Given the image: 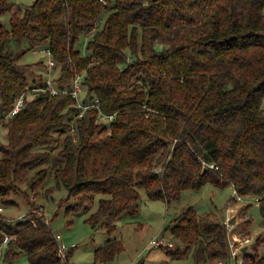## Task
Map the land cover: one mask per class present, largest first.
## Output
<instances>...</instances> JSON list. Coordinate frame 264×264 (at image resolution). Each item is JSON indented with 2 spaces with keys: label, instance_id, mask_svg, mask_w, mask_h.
I'll return each instance as SVG.
<instances>
[{
  "label": "trees",
  "instance_id": "trees-1",
  "mask_svg": "<svg viewBox=\"0 0 264 264\" xmlns=\"http://www.w3.org/2000/svg\"><path fill=\"white\" fill-rule=\"evenodd\" d=\"M6 11L0 205L18 196L29 210L16 222L0 212V244L10 236L2 259L25 254L28 264H60L50 221L29 197L49 170L55 188L66 191L58 202L68 205L66 212L89 210L101 194L85 221L105 224L109 233L113 218L137 214L140 188L149 199L171 202L186 189L230 185L249 200L238 214L255 201L264 223V0H34L25 7L0 0V14ZM88 34L85 51L76 48ZM10 39H25L27 49L12 53L5 46ZM43 46L59 67L54 84L68 93L32 92L18 113L5 117L15 97L45 86L47 64L18 61ZM76 74L86 94L98 99V107L80 116L69 93ZM98 109L113 120L99 124ZM55 133L63 137L54 156L46 148L58 145ZM174 220L171 232L184 245L169 251L174 258L191 253L196 263L231 262L226 226L215 212L197 214L190 206ZM263 245L258 234L243 264H264ZM122 249L120 239L107 238L94 250L93 264Z\"/></svg>",
  "mask_w": 264,
  "mask_h": 264
},
{
  "label": "rangeland",
  "instance_id": "rangeland-1",
  "mask_svg": "<svg viewBox=\"0 0 264 264\" xmlns=\"http://www.w3.org/2000/svg\"><path fill=\"white\" fill-rule=\"evenodd\" d=\"M33 1L9 0V2L21 7L28 6ZM113 2L114 0H111V4ZM9 16V11L0 14V22L6 28L10 26ZM88 37L89 34L81 35L75 47L85 51V43ZM5 46L14 53L19 49H27L28 45L25 39H22L20 43L10 39L5 43ZM44 48L43 46L36 49H28L18 61L20 63H36L41 60L47 64L49 56L44 51ZM53 70V75L56 76L59 72V67L57 66ZM36 71L45 73V70L43 71V68L40 67L36 68ZM70 133L75 139V130L71 129ZM55 136L60 139L58 145L46 148L54 156L57 155L61 147V139L63 137L56 133ZM1 139L3 141L6 140L4 133L1 134ZM20 185L25 189H29L26 182H21ZM139 193L137 214L124 212L113 218L111 222L115 224V229L110 233L107 231L105 224L94 228L85 221L86 216L96 208L101 194L94 195L92 206L87 211L66 212L67 204L59 208L58 202L65 196L66 191L64 188H55L51 170H49L46 179L39 188L29 191V197L37 208V213L44 215L46 221H50L53 233L60 234L68 247L72 244L76 245L68 256V260H64L66 264L95 263L94 250L109 237L120 239L123 249L105 264H205L196 263L191 253L183 258H174L169 252L176 250L178 247H184L173 236L171 226L175 222V217L190 206L197 214L213 211L216 213V217L222 221L228 215L233 222L234 233L239 237H243L245 232L248 233L246 236H251V238L258 234L264 236V223L262 222L258 204L251 200L250 209L245 215L240 216L238 214L239 209L249 200L245 202L235 201L229 204L234 195L230 185L218 188L205 184L198 190L186 189L181 192L177 200H172L171 202L161 199H149L143 188L139 189ZM14 201V203L8 205L1 204L3 207L1 213L16 222L28 216L29 206L22 197H14ZM249 218L252 219L250 223L247 222ZM161 236L170 242L171 245L162 247L150 244L152 238ZM251 248H253V245H249L248 251ZM0 264H28V260L25 254H20L10 261L2 259L0 256ZM96 264L99 263L96 262Z\"/></svg>",
  "mask_w": 264,
  "mask_h": 264
},
{
  "label": "built area",
  "instance_id": "built-area-1",
  "mask_svg": "<svg viewBox=\"0 0 264 264\" xmlns=\"http://www.w3.org/2000/svg\"><path fill=\"white\" fill-rule=\"evenodd\" d=\"M100 1L104 3V0H100ZM44 51L49 56V60L47 63V69H46V75H45V86H37V85L32 86L25 93H22L21 95L15 97L12 102L11 109L5 114V117H9V116H12L18 113L24 107L25 97L27 95H30L32 92L39 91V90H47L52 95L59 94V93H63V94L68 93L67 89L58 88L54 84L53 79L55 78V76L53 75V72H54L53 69L56 67V63L51 57L50 50L46 48L44 49ZM69 93L72 95L74 99V105L78 108V114H77L78 116L82 115L85 112V110L90 107H94V106L98 107V99L89 97L86 94L85 90L83 89L82 84H81L80 74L75 75L73 79V83H72V88L69 91ZM113 118H114L113 114H106L101 109H98L97 122L99 124H102V123L109 124L113 120ZM210 166L212 167L213 164H210ZM233 194H234L233 195L234 202L235 201H239V202L247 201L245 197L236 194L234 190H233ZM231 203L232 201L229 202V204ZM2 210H3V207L0 205V212ZM223 221L225 223L226 230L228 233V245H229V251H230V256H231V262L229 264H243L244 252L248 251L249 245H254L256 236H253L252 238L251 236H245L244 238L241 236L239 237L234 233V227H233L234 225H233V222L231 221V217L227 215ZM9 239H10V236L8 234H4V237L0 244V256L3 253V247L6 245ZM55 239H56L57 246H58V253L61 257V264H66L64 262L65 256H66L65 252H67V250L70 247L75 246V244H72L70 247H68L62 240V237L60 234H55ZM150 244L153 246H162V247H167L171 245L170 242H168L163 236L152 238L150 240ZM243 247H246L245 250H243ZM250 250H252V248ZM259 253L264 254V245L259 247ZM220 264H227V263L222 262Z\"/></svg>",
  "mask_w": 264,
  "mask_h": 264
},
{
  "label": "water",
  "instance_id": "water-1",
  "mask_svg": "<svg viewBox=\"0 0 264 264\" xmlns=\"http://www.w3.org/2000/svg\"><path fill=\"white\" fill-rule=\"evenodd\" d=\"M246 247H243V250H245Z\"/></svg>",
  "mask_w": 264,
  "mask_h": 264
}]
</instances>
